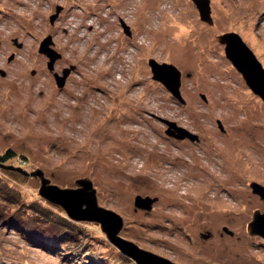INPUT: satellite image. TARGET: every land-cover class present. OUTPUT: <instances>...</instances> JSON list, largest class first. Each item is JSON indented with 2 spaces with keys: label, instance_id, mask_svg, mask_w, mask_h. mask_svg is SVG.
<instances>
[{
  "label": "rangeland",
  "instance_id": "374dc122",
  "mask_svg": "<svg viewBox=\"0 0 264 264\" xmlns=\"http://www.w3.org/2000/svg\"><path fill=\"white\" fill-rule=\"evenodd\" d=\"M209 5L212 24L192 0H0V157L11 150L6 166L39 169L60 189L90 179L97 204L122 218L120 236L173 263L264 264V240L246 231L264 211L249 186H264V103L217 42L237 33L264 67V0ZM150 59L180 71L184 104ZM162 119L198 141L167 136ZM19 173L0 168L19 194L0 200V264H136L96 223L75 221L68 236L34 218L32 200L67 215ZM137 195L155 200L136 207Z\"/></svg>",
  "mask_w": 264,
  "mask_h": 264
},
{
  "label": "water",
  "instance_id": "95a60500",
  "mask_svg": "<svg viewBox=\"0 0 264 264\" xmlns=\"http://www.w3.org/2000/svg\"><path fill=\"white\" fill-rule=\"evenodd\" d=\"M196 6L200 19L208 24H212L210 18L209 0H192ZM123 31H127V26L122 24ZM217 42L223 46L226 59L231 63L233 68L242 76L245 84L251 91L259 96L264 103V67L257 60L253 52L242 41L237 33L228 32L217 37ZM50 37L47 36L40 42L39 51L44 53L49 59L48 68L53 69V61L59 57L49 45ZM148 66L152 73V78L160 83L168 90L172 97L178 102L184 104L185 101L180 93V71L172 64L158 63L153 59L148 60ZM69 71L63 70V76L54 74L56 85L61 88L64 78ZM202 98L205 100L204 96ZM163 120V119H162ZM167 126L165 133L167 136L175 139L187 138L190 141H198V136L189 133V131L177 126L174 122L163 120ZM219 130L223 131L221 122L218 120ZM3 168L17 170L23 175H28L39 180V195L50 204L57 205L64 210L67 217L76 222H93L99 225L100 230L105 234L106 238L112 243L123 255L132 259L136 264H176L165 258L149 253L139 248L135 243L124 239L120 236L123 227L122 218L110 210L103 209L97 204L96 192L92 182L88 178H82L75 181V188L60 189L52 184L50 180L44 176L43 171L37 169L31 173L21 170L19 167H11L0 165ZM249 186L252 193L259 196L264 201V186L252 181ZM155 199L142 197L137 195L134 198V205L141 208H150V204ZM229 234L227 228H223ZM246 231L250 235H255L264 240V211H255L252 220L247 224ZM207 237V235H203Z\"/></svg>",
  "mask_w": 264,
  "mask_h": 264
},
{
  "label": "trees",
  "instance_id": "16d2710c",
  "mask_svg": "<svg viewBox=\"0 0 264 264\" xmlns=\"http://www.w3.org/2000/svg\"><path fill=\"white\" fill-rule=\"evenodd\" d=\"M4 157H0V165H6L7 160L11 159L14 155V153L11 150L6 151V153L4 154ZM4 161V162H3ZM1 168V166H0ZM20 176V173H19ZM23 176V174H22ZM26 176V175H24ZM2 186V185H0ZM15 192V193H14ZM19 197L18 192H16L15 190H13L12 186L5 184L4 187L2 186V192L0 194V200L2 202H9L12 204H15L14 202L18 200L17 197ZM15 199V200H14ZM35 200H32V202H28L29 204H26V209L29 210V213L31 215L34 216V218H39L41 219V221L43 223H47L51 226L48 227H56L59 230L62 229L64 231V235H70L73 236L77 233H80V229L77 226V223L71 219H69L67 216H64L63 214H59L56 212H51V208L50 207H43L41 206L42 204L40 203H36L34 202ZM47 205L52 206V204H50L49 202H47ZM28 206V207H27ZM54 208H56L54 206ZM17 210V209H16ZM14 212V211H13ZM32 218V217H30ZM33 219V218H32ZM122 258H124L125 261L127 262H131V260H129V257H125L123 256Z\"/></svg>",
  "mask_w": 264,
  "mask_h": 264
},
{
  "label": "bare ground",
  "instance_id": "6f19581e",
  "mask_svg": "<svg viewBox=\"0 0 264 264\" xmlns=\"http://www.w3.org/2000/svg\"><path fill=\"white\" fill-rule=\"evenodd\" d=\"M248 87V86H247ZM249 88V87H248ZM250 89V88H249ZM251 90V89H250ZM259 97V96H258Z\"/></svg>",
  "mask_w": 264,
  "mask_h": 264
},
{
  "label": "flooded vegetation",
  "instance_id": "af4514ba",
  "mask_svg": "<svg viewBox=\"0 0 264 264\" xmlns=\"http://www.w3.org/2000/svg\"><path fill=\"white\" fill-rule=\"evenodd\" d=\"M57 16H58V15H57ZM56 18H57V17H56ZM62 71H63V70H62ZM62 71H61V72H62Z\"/></svg>",
  "mask_w": 264,
  "mask_h": 264
}]
</instances>
